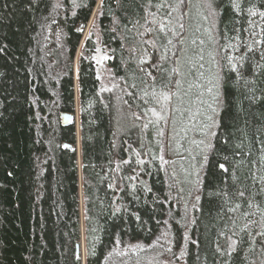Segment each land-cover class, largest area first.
<instances>
[{"label": "trees", "instance_id": "1", "mask_svg": "<svg viewBox=\"0 0 264 264\" xmlns=\"http://www.w3.org/2000/svg\"><path fill=\"white\" fill-rule=\"evenodd\" d=\"M169 3L185 25L177 28L183 45L171 33L145 31L153 27L147 0H0V264H264V183L252 179L264 175V44L253 43L264 40V20L247 14L249 7L264 11V0H241L243 12L232 0ZM199 40L224 83L210 158L229 172L206 166V173L195 146L194 177L184 185L172 167L184 152L171 164L165 151L175 97L166 122L149 109L160 111L153 93L176 91L174 83L165 87L167 76L177 56L187 71L184 58ZM244 42L255 53L228 47ZM102 47L120 83L110 92L92 61ZM241 55L252 59L237 64L238 78L227 57ZM157 62L166 72L152 67ZM62 114L73 121L63 125ZM233 241L235 253H217L230 252Z\"/></svg>", "mask_w": 264, "mask_h": 264}, {"label": "snow or ice", "instance_id": "2", "mask_svg": "<svg viewBox=\"0 0 264 264\" xmlns=\"http://www.w3.org/2000/svg\"><path fill=\"white\" fill-rule=\"evenodd\" d=\"M102 2H103V0H101V3ZM176 3L183 5L185 3V0H176ZM147 5H148L147 8L144 9L145 15H146V17H150L151 19H150V21L146 19V23H151L153 25V27L147 28L145 31H147V32L156 31L157 33L164 34V36H168V34L171 33L172 37L178 38L177 42L179 44L183 45L185 41L181 36V32L184 30L185 25L181 21H179L175 17H173V12L177 11V9L175 7H172V5H170L169 0H157V2L155 4L152 2V0H147ZM141 7H143V5H141ZM209 7H211V4H209ZM231 7L238 12L245 11L244 7L242 6L241 0H232ZM262 7H264V5H262ZM152 8H155L157 11L152 12L151 11ZM169 8H171V11L168 10ZM157 12H163V15L159 19L157 18ZM247 14L249 17H257L258 16L260 18V20H264V11H257V10H254L253 8L249 7V8H247ZM205 19H207V17H205ZM247 22L250 25L255 23L251 19H249ZM257 27H260V25H257ZM177 28H179L181 30V32H178ZM233 31L239 32V29L233 28ZM245 31H247V29H245ZM261 33H264V27H261ZM141 35H143V34H141ZM252 35L255 36L256 33L253 32ZM236 39H240V37L237 36ZM144 43L147 44L149 42L144 41ZM167 43H168V45H172V47H175L172 39H168ZM193 43H195V41H193ZM201 43H203V41H201ZM253 43L254 44H264V40L257 39V40H254ZM152 46L155 47V44L153 43ZM228 47L232 48L234 51H239L240 47H245L247 49V51L250 53H255V51H256V49H254V47H253V44H248L246 42L242 43L241 45H231L230 44V45H228ZM167 51H168V49L166 48L165 54L161 55L159 58L160 61H164L167 59ZM177 51L183 52L184 49L180 48ZM259 51H260V60L264 61V49H260ZM173 55L175 56L176 53H173ZM105 59H107V57H105ZM200 59L202 60L203 56H200ZM212 59H213V62L215 63V57L214 56L212 57ZM227 59L229 62L228 70L230 72L236 73V76L238 78H242L241 72L238 71V69H237V64H239L240 67L242 68L243 67V61L245 59H252V57H250V56L245 57V56L241 55V56L234 58L232 56H228ZM234 59H235L236 63H233ZM140 62L142 64H144V63H147V60L142 59ZM175 63L177 65V67H174L172 69V72L170 74H168L167 84L165 85V87H167L168 84L174 83L176 91H174V92L162 91L158 95L153 93V96H154L156 103L160 105V111H157L155 108L149 109V111L152 113L153 116L156 117L157 123H159L160 121H164V122L167 121V119H168V117H167L168 104L171 102L173 97L176 98V100L178 101V104H185L184 98L188 97L189 92H191V90L193 88L200 89L203 87V85H201V84L188 82L187 91H182L183 85H182L181 80L180 79L173 80L172 74H175L176 76L183 77L185 79V82H187L188 76H192L195 74L193 73L191 67H189L187 69V71L181 70V66H180L181 61H180L179 56H177ZM189 63H191V62H189ZM256 66L261 67L262 65L257 64ZM152 67L157 68L162 73L166 72V70L161 68L159 62L154 63L152 65ZM200 68H203V64H200ZM147 75L149 77H151L153 80H155V77L152 76L151 72L147 73ZM199 78H205L203 72L199 73ZM207 83H208V87H206L204 89V91H206L207 93H209L212 96V103H208L206 100L201 99V97L204 95V92H198L195 102L201 106L204 104H207V109L211 111V114L205 115V112H202L201 108L199 106L196 108L195 112L192 111L191 107H185L183 109V112L188 115L189 123H192V121L196 120L198 115L204 116L207 123L201 124L199 128H197L196 125L193 124V128L196 131L203 134L205 137L211 135V137L215 138L217 133L214 131H211V130L213 128H219L220 127V125L216 121V118L219 116L216 105L221 102V97L223 95L222 89L224 87V83H223L219 73H211L210 77L207 78ZM245 83L247 84V81H245ZM192 103H193V101H191L189 99L188 104L190 105ZM174 110L177 112L181 111V109L179 107L175 108ZM145 127H147V125H145ZM181 131H185V129H181ZM159 135L161 137H163L164 132L160 131ZM185 135H187L186 131H185ZM192 143L196 144L197 148L201 149L203 163L201 164L200 167H201V169H204L206 171V173L211 170L210 167L206 168V166L215 167L216 169H218L222 173L229 172V169H228V167H226L225 163H222L219 161H216L214 163L213 160L210 158V154L214 150V144L211 141H209L207 144H205V140L201 139L199 141L193 140ZM205 148L207 149V152L204 151ZM160 160L163 161L164 163H168V161L164 160L163 156L160 157ZM223 160L227 161L228 157L224 156ZM259 161H260V163L264 164V146L261 147V155L259 157ZM125 162L127 163V161H125ZM138 163L143 164L144 161L141 160V161H138ZM212 175L214 176L215 172H212ZM197 176H199V172H197ZM131 179H135V177H131ZM252 179L253 180H259L261 183H264V175L256 176L255 174H253ZM233 180H235L234 174H233ZM197 182L199 183V181H197ZM148 191H151V189H148ZM209 195H212V193H209ZM215 195L219 196L220 193H215ZM237 195L239 197H244L245 193L243 191H239L237 193ZM196 199L199 200L200 197L197 196ZM248 203H249V206H251V202L249 201ZM239 207H240V205L237 204L236 208H239ZM231 210L235 211V208L231 209ZM261 235H264V233H261ZM193 243H195V241H193ZM234 245H235V242L233 241L232 244H230L228 246L231 249L230 252L225 253L224 251H221L220 247H217L216 251L220 256H224L225 254L232 255L233 253H235L237 251ZM77 258L79 259V257H77ZM225 264H227V262H225Z\"/></svg>", "mask_w": 264, "mask_h": 264}, {"label": "rangeland", "instance_id": "3", "mask_svg": "<svg viewBox=\"0 0 264 264\" xmlns=\"http://www.w3.org/2000/svg\"><path fill=\"white\" fill-rule=\"evenodd\" d=\"M90 23L86 27L84 36L86 37L88 30L90 29ZM193 44V46H189L188 52L186 53L187 56H185L184 60H188V67L192 68V71L195 75L188 76L187 82H185V79L182 77L181 82L183 85L182 91H187L188 89V82L192 83H198L203 85L202 88L197 89L193 88L191 92H189L188 97H185V104H178V101L176 98L173 99V103L171 106V118L170 122L168 124L167 132H166V140H165V151H166V157L171 160H173V155H175L176 151H182L184 152V157L179 158L175 157L173 162L177 164V166H173L174 168V174H177L176 169L179 171L177 176L181 180V183L183 182L184 185H188L192 182L193 175V167H194V159H195V146L196 144L192 143L193 140H205V144L208 143V137H205L204 135L202 138H200L199 135H202L200 132H197L193 128V124L196 125L197 128L200 127L201 124L205 123L206 120L204 116L198 115L196 120L192 121V123H189L188 121V115L183 112V109L185 107H191L192 111L195 112L196 108L199 106L201 108L202 112H205V115H208L209 110L207 109V104L204 105H198L196 101V96L198 92H204V95L201 97V99L206 100L208 103H212V96L204 91L206 87H208L207 78L211 75V70L208 65L207 57L205 55L204 49L206 48L205 42L201 43V41H197ZM196 45V46H194ZM193 52L195 54L191 55ZM199 53V54H198ZM198 54V55H197ZM200 56H203V59H200ZM107 57V59H105ZM110 58V54L107 51L106 48H98L94 51L92 56V61L95 65L97 77L100 82V86L102 88L103 92H110L115 90L120 86V83L118 80L113 76L110 68L108 67V60ZM194 59H197L199 61V64L195 66ZM191 62V63H189ZM200 64H203V68H200ZM76 69V61L74 62V70ZM203 72L205 78H199V73ZM193 101L192 104H188V100ZM218 105V104H217ZM216 105V107H217ZM179 107L181 111L177 112L174 109ZM78 118V117H77ZM186 126V127H185ZM181 129H185L187 132V135H185V131H181ZM197 133V134H196ZM198 149V148H197ZM77 155H78V173H79V182L81 184V163L79 159L80 155V145H79V133L77 130ZM187 169V170H186ZM192 173V174H191ZM191 174V175H190ZM83 243V241H81ZM84 251V249H83ZM82 256V260L84 257V253Z\"/></svg>", "mask_w": 264, "mask_h": 264}, {"label": "water", "instance_id": "4", "mask_svg": "<svg viewBox=\"0 0 264 264\" xmlns=\"http://www.w3.org/2000/svg\"><path fill=\"white\" fill-rule=\"evenodd\" d=\"M72 121H73L72 116H70L69 114H62L61 122L63 125H67V124L71 123ZM76 252L77 253L81 252L83 255L84 251H83V243L82 242H81L80 249H79V246L76 247Z\"/></svg>", "mask_w": 264, "mask_h": 264}, {"label": "bare ground", "instance_id": "5", "mask_svg": "<svg viewBox=\"0 0 264 264\" xmlns=\"http://www.w3.org/2000/svg\"><path fill=\"white\" fill-rule=\"evenodd\" d=\"M62 116V115H61ZM75 118V117H74ZM82 254V253H81Z\"/></svg>", "mask_w": 264, "mask_h": 264}]
</instances>
